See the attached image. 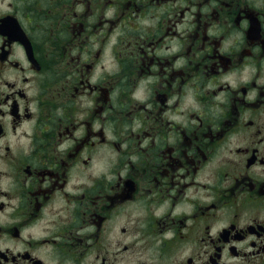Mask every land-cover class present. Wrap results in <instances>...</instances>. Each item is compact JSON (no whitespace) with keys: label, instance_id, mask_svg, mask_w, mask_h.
Listing matches in <instances>:
<instances>
[{"label":"flooded vegetation","instance_id":"af4514ba","mask_svg":"<svg viewBox=\"0 0 264 264\" xmlns=\"http://www.w3.org/2000/svg\"><path fill=\"white\" fill-rule=\"evenodd\" d=\"M0 264H264V0H0Z\"/></svg>","mask_w":264,"mask_h":264}]
</instances>
